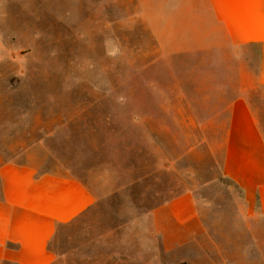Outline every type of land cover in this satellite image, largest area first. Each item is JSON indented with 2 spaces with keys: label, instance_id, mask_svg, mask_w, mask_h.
<instances>
[{
  "label": "rangeland",
  "instance_id": "obj_1",
  "mask_svg": "<svg viewBox=\"0 0 264 264\" xmlns=\"http://www.w3.org/2000/svg\"><path fill=\"white\" fill-rule=\"evenodd\" d=\"M173 2L0 0V164L75 175L94 197L52 264H264V218L242 215L197 129L171 126L173 77L224 67L171 46ZM187 191L207 233L165 249L150 213Z\"/></svg>",
  "mask_w": 264,
  "mask_h": 264
},
{
  "label": "crops",
  "instance_id": "obj_2",
  "mask_svg": "<svg viewBox=\"0 0 264 264\" xmlns=\"http://www.w3.org/2000/svg\"><path fill=\"white\" fill-rule=\"evenodd\" d=\"M173 1L171 33L183 36L171 34V46L215 48L221 54L214 62L224 67L187 72L183 82L173 77L171 126L197 129L196 140L242 191V215L264 218V0ZM199 62L211 60L200 55ZM93 202L75 175L27 162L1 163L0 264H52L51 240ZM150 217L165 249L207 233L191 191L155 207Z\"/></svg>",
  "mask_w": 264,
  "mask_h": 264
}]
</instances>
